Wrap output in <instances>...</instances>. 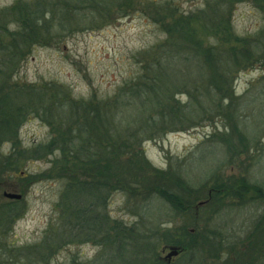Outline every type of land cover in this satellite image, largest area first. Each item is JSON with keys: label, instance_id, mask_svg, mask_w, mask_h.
<instances>
[{"label": "rangeland", "instance_id": "374dc122", "mask_svg": "<svg viewBox=\"0 0 264 264\" xmlns=\"http://www.w3.org/2000/svg\"><path fill=\"white\" fill-rule=\"evenodd\" d=\"M44 1L0 0V24L10 31L17 29L19 24L6 11L14 8L15 15L21 6L44 7ZM155 1L174 4L181 13L208 11L207 0ZM148 2L128 0L127 4L141 9ZM112 9L113 19L99 25L87 7L68 14L61 13L60 7L54 14L50 10L53 30H62V40L47 46L36 44L29 52L18 50L10 69L14 85H47L50 93L67 103L105 102L109 106V138L116 127L121 136L128 135L144 108L149 109L147 115L153 113V107L143 106L140 99L117 98L128 84L136 82L146 61L155 63L158 57L165 60L163 52H154L156 45L169 37L147 12L131 10L125 16L117 15V7ZM230 18L236 35L258 40L253 41L254 62L240 70L234 80L237 99L232 110L212 119L201 112L194 127L171 131L163 126L151 139L141 138L140 148L156 170L141 171L142 176L138 170L126 172L124 187L111 179L113 185L103 188L101 200L90 198L92 211L96 208L110 224L120 223L132 232L133 243L126 245L119 255L122 258L114 264L148 263L157 255L160 264H264V12L253 2L242 1L234 5ZM10 31L3 33L0 26V44L10 43ZM182 78L192 86L199 85L200 78L194 74ZM167 85L173 90L182 86ZM61 88L69 92L68 97L61 95ZM177 94L183 103L188 102L187 93ZM50 111L55 116L70 117L54 108ZM81 114L85 111L77 112L78 117ZM59 120L63 121L57 118V123ZM57 123L52 126L32 113L18 126L16 139L0 144V207L13 203L17 212L4 227L5 233L0 230V264L110 262L112 250L101 245L109 228L101 231L94 218L89 230L80 233L75 222L68 219L81 205H76L73 193L69 195L65 174L70 172L55 175L58 168H53L61 159V151L39 157L20 151H34L48 144L57 135ZM159 174L170 176L168 193L177 197V203L155 189L156 183L163 185ZM99 178L98 174L93 179L79 175L76 180L96 182ZM149 181L154 182V188L148 189ZM6 191L19 193L22 198L9 199L4 196ZM185 232V238L189 232L197 239L171 262L164 260L174 246L171 243L183 239Z\"/></svg>", "mask_w": 264, "mask_h": 264}, {"label": "trees", "instance_id": "16d2710c", "mask_svg": "<svg viewBox=\"0 0 264 264\" xmlns=\"http://www.w3.org/2000/svg\"><path fill=\"white\" fill-rule=\"evenodd\" d=\"M242 1L253 2L264 12V0H207L208 11L200 9L198 13L189 14L179 12L178 6L174 4L169 2L160 4L155 0H150L141 9L129 8L128 0H45L44 7H40L37 3L39 7L35 8L28 5L21 6L15 15L14 8L10 9L13 14L10 10L6 11V15H13L14 22L19 25L17 29L10 31L0 24L4 28L3 33L10 31L7 35L11 38L10 43L0 44V59L2 58L0 60V144L5 140L16 139L18 126L32 113L45 118L52 126L57 123V118L63 120L57 123V135L48 144L39 149L35 148L34 151L25 149L20 151L28 157L46 156L53 154L55 150L61 151V159L53 168H58L55 175L60 177L63 176V172H70L65 174L69 179V195L73 193L76 205H81L76 213L69 214L68 219L75 222L80 233L89 230V227L95 223L94 218L97 219L96 224L101 231L105 230V227L109 228L110 231L105 233L101 243L112 250L109 264H114L127 248L126 245L133 243L130 241L132 232L130 229H124L120 223L110 224L108 218L101 217L96 208L92 211L89 208L90 198L94 196L101 200L103 188L113 185L111 179L117 186L124 187L126 172L131 174L133 170H138L142 176L141 171L156 170L145 158L144 149L140 148L143 140H140L141 138L151 139L163 126L171 131H184L194 127L197 125L196 116L201 112L205 117L212 119L216 115L232 110V105L237 99L234 80L240 70L254 62L253 46H256L253 41L258 42L257 39L240 37L232 30L230 18L232 8ZM112 6L119 9L117 15H129L131 10L147 12L169 37L163 44H157L154 52H163L165 60L158 57L155 63L146 61L149 68L143 66L136 82L128 84L117 98L118 101L130 97L135 100L140 99L141 103H144L143 106L153 107V113L147 115L145 111L149 109L144 108L142 115L134 120L133 127L130 126L128 135L121 136L118 132L119 128L116 127L111 130L109 138L106 135L107 121L110 120L109 106L105 102L81 103L72 100L73 102L67 103L60 100L59 96L50 93L47 85L39 88L14 85L16 83L10 82V69L14 66L18 50L29 52L36 44L47 46L62 40V30H53L54 16L49 17L50 10L54 14L60 7L61 13L68 14L87 7L93 12L94 20L98 21L96 25H99L103 21L113 19L110 15ZM193 74L200 78L198 86L197 84L192 86L182 78ZM167 82L174 83V86L175 84L182 86L173 90ZM180 92L187 93L189 97L187 103H183L177 96ZM60 93L65 97L69 95L64 88L60 89ZM142 99L146 101L143 102ZM52 108L61 111L63 116H70L69 119L55 116L50 111ZM121 108L119 107L120 110ZM82 111H85V114L78 117L77 112L82 113ZM18 143L17 141L14 145L17 146ZM95 174L102 177V181L100 178L96 182L76 180L79 175L93 179ZM105 177L108 178L107 182ZM157 177L163 181L161 182L163 185L161 186L160 183L154 185V182L149 181L148 189L154 185L155 189L160 190L164 196L167 193L171 203H177V197L168 193L170 176L163 177L159 174ZM13 206L11 203L3 206L4 208L0 207V230L7 228L6 226L15 218L17 212ZM66 224L70 226L67 216ZM76 235L78 236L77 231ZM185 235L186 232L183 239H177L171 245L180 246L179 248L186 251L197 238L189 232H187L188 239ZM95 242L98 243L97 240ZM160 261L162 262L157 255L154 261L140 264H160Z\"/></svg>", "mask_w": 264, "mask_h": 264}, {"label": "water", "instance_id": "95a60500", "mask_svg": "<svg viewBox=\"0 0 264 264\" xmlns=\"http://www.w3.org/2000/svg\"><path fill=\"white\" fill-rule=\"evenodd\" d=\"M4 196L9 198V199H21L22 195L19 193H14V192H4ZM181 252V250L176 247V246H171L169 248V252L167 253V255L165 256V259L167 260V262H171V260L178 256L179 253Z\"/></svg>", "mask_w": 264, "mask_h": 264}, {"label": "flooded vegetation", "instance_id": "af4514ba", "mask_svg": "<svg viewBox=\"0 0 264 264\" xmlns=\"http://www.w3.org/2000/svg\"><path fill=\"white\" fill-rule=\"evenodd\" d=\"M181 253H183V252H181ZM164 260H166V259L164 258ZM172 260H173V259H172ZM172 260H171V261H172Z\"/></svg>", "mask_w": 264, "mask_h": 264}]
</instances>
